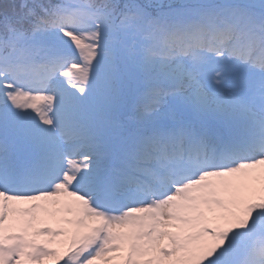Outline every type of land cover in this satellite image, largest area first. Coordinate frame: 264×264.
Listing matches in <instances>:
<instances>
[{
    "label": "snow or ice",
    "instance_id": "6c2138e0",
    "mask_svg": "<svg viewBox=\"0 0 264 264\" xmlns=\"http://www.w3.org/2000/svg\"><path fill=\"white\" fill-rule=\"evenodd\" d=\"M0 264H264V0H0Z\"/></svg>",
    "mask_w": 264,
    "mask_h": 264
},
{
    "label": "rangeland",
    "instance_id": "374dc122",
    "mask_svg": "<svg viewBox=\"0 0 264 264\" xmlns=\"http://www.w3.org/2000/svg\"><path fill=\"white\" fill-rule=\"evenodd\" d=\"M53 227H57V225L55 223L52 224Z\"/></svg>",
    "mask_w": 264,
    "mask_h": 264
}]
</instances>
